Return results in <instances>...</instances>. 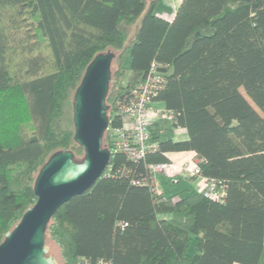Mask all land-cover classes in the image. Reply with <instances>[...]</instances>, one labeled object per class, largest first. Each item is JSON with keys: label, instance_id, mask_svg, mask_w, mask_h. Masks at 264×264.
I'll return each instance as SVG.
<instances>
[{"label": "trees", "instance_id": "1", "mask_svg": "<svg viewBox=\"0 0 264 264\" xmlns=\"http://www.w3.org/2000/svg\"><path fill=\"white\" fill-rule=\"evenodd\" d=\"M0 0V244L32 207L35 179L73 140L72 103L88 64L111 51L106 105L110 150L93 187L63 204L46 238L62 264H257L264 243V0ZM129 52L124 85L123 57ZM152 63L165 69L155 100L172 118L154 123L159 150L133 162L114 152L116 99ZM243 90L244 93L241 92ZM187 132L173 141L172 129ZM104 146V145H103ZM194 152L202 175L225 190L152 196L133 184L168 152Z\"/></svg>", "mask_w": 264, "mask_h": 264}, {"label": "water", "instance_id": "2", "mask_svg": "<svg viewBox=\"0 0 264 264\" xmlns=\"http://www.w3.org/2000/svg\"><path fill=\"white\" fill-rule=\"evenodd\" d=\"M114 57L111 51L96 55L73 96V140L83 150V159L77 161L70 150L55 152L48 158L34 182L35 204L0 244V264H55L46 255L49 221L63 204L90 190L109 166L111 152L102 141L109 125L105 102ZM165 71L159 68V72Z\"/></svg>", "mask_w": 264, "mask_h": 264}, {"label": "built area", "instance_id": "3", "mask_svg": "<svg viewBox=\"0 0 264 264\" xmlns=\"http://www.w3.org/2000/svg\"><path fill=\"white\" fill-rule=\"evenodd\" d=\"M164 82L159 66L152 63L145 77L122 92L115 101L114 113L120 118L121 126L109 131L113 151L122 153L129 161H141L147 154L159 150L158 143L151 138V127L160 118L168 122L172 118L164 105L155 100ZM193 159L184 164L173 160L148 164L147 176L133 180V184L146 187L152 196H163L162 180L175 183V177L182 175L194 178L193 182L200 187L197 192H201L204 197L221 201L225 195L224 188L218 181L204 177L197 161ZM98 264L106 263L100 261Z\"/></svg>", "mask_w": 264, "mask_h": 264}, {"label": "rangeland", "instance_id": "4", "mask_svg": "<svg viewBox=\"0 0 264 264\" xmlns=\"http://www.w3.org/2000/svg\"><path fill=\"white\" fill-rule=\"evenodd\" d=\"M165 2L169 4V7L171 9V11H169V18H170L172 16L171 15L172 11H174L175 7H177V5L179 4V0H162L161 3L157 6V8L155 10L156 13H165L166 12ZM129 63H130V57H129V52H127L123 57V66L125 67V70H124L123 76L120 79L121 85H124L126 83V80L130 76V72H129V70H127L129 67ZM241 92L244 93L243 90H241ZM157 123L160 124V127L169 126V122L166 121L165 119L160 118V120ZM103 145H104L103 147L106 148L105 144H103ZM83 156H84V154L82 153V154L78 155L75 159L80 162L83 159ZM192 159L193 158L185 159V161L180 162V164H184L187 161L192 160ZM193 160H196V159H193ZM106 171H107V169H106ZM164 180H163V182H164ZM194 180L195 179L191 178V177H184L182 175L176 176L174 185H172L173 184L172 180L169 181L167 186H165L166 184L162 185L163 193H164V195L165 194L168 195V194H184L186 191H188V192L198 191V188H200V187H199V185H196L195 182H193ZM170 182H172V183H170ZM191 182L193 184H191ZM45 247L47 250L46 255L48 257H50L54 261L55 264H62V262L60 261V258H59L60 252H59L58 247L55 245V243L52 242L50 239L46 238Z\"/></svg>", "mask_w": 264, "mask_h": 264}, {"label": "crops", "instance_id": "5", "mask_svg": "<svg viewBox=\"0 0 264 264\" xmlns=\"http://www.w3.org/2000/svg\"><path fill=\"white\" fill-rule=\"evenodd\" d=\"M180 1L181 0H179V3H180ZM165 4H166V12L165 13H157V15L163 17L167 21H171L174 13L176 11V8L178 7L179 4L177 5V7H175V10L172 11V14H171L172 16L170 18H169V11H171V9H170L168 3L165 2ZM171 137H172L173 141H186L188 139L187 132L182 128L172 129ZM165 156L168 158V160H173V161H176L178 163L185 161V159H191V158L195 159V153L191 152V151H188V152H168L165 154ZM169 181L170 180H164L163 185L166 184L165 186H167ZM172 182H170V183H172ZM174 184L175 183L173 182L172 185H174ZM191 184H193V183L191 182ZM59 258H60V253H59ZM60 261H61V258H60ZM257 264H264V243H263V249H262V252H261V255H260V258H259V261Z\"/></svg>", "mask_w": 264, "mask_h": 264}]
</instances>
